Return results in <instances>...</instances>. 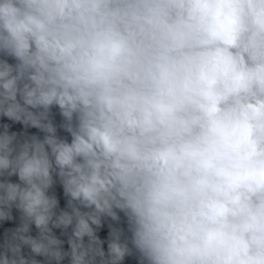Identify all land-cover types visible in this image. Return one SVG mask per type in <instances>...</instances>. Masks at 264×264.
<instances>
[{
	"label": "clouds",
	"instance_id": "obj_1",
	"mask_svg": "<svg viewBox=\"0 0 264 264\" xmlns=\"http://www.w3.org/2000/svg\"><path fill=\"white\" fill-rule=\"evenodd\" d=\"M0 264H264V0H0Z\"/></svg>",
	"mask_w": 264,
	"mask_h": 264
}]
</instances>
